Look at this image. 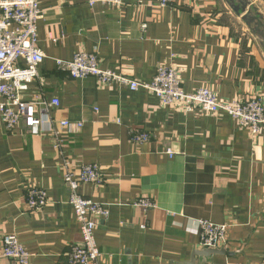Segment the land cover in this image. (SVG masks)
I'll return each instance as SVG.
<instances>
[{
    "label": "crops",
    "instance_id": "1",
    "mask_svg": "<svg viewBox=\"0 0 264 264\" xmlns=\"http://www.w3.org/2000/svg\"><path fill=\"white\" fill-rule=\"evenodd\" d=\"M124 1L113 9L40 0L38 46L46 59L24 100L58 98L50 112L58 134L24 122L9 133L0 118V264H17L2 257L11 235L31 254L29 264H68L81 233L65 162L74 172L91 164L103 170L100 184L80 188L110 209L96 231L99 264H264V129L254 138L224 113L186 114L145 90L73 79L56 65L86 51L102 69L142 83L171 66L187 93L209 88L226 102L264 97V0H244L250 17L261 18L260 27L246 25L261 31V53L244 48L227 0H179L170 8ZM63 121L83 127L68 132ZM132 131L149 141L134 143ZM32 187L50 200L38 213L26 206ZM142 200L155 206H136ZM201 221L229 227L223 253L203 256Z\"/></svg>",
    "mask_w": 264,
    "mask_h": 264
},
{
    "label": "built area",
    "instance_id": "2",
    "mask_svg": "<svg viewBox=\"0 0 264 264\" xmlns=\"http://www.w3.org/2000/svg\"><path fill=\"white\" fill-rule=\"evenodd\" d=\"M138 7L156 6L170 8L178 5L179 0H129ZM90 7L97 4L121 9L124 0H87ZM42 14L40 0H0V118L9 133H13L22 122L28 128L58 134L51 110L61 106V101L54 98L50 101L42 95L33 100H24V95L39 79L40 66L46 59L39 48L38 18ZM52 39V37H49ZM59 69L68 72L73 79L84 80L94 78L101 86L120 84L131 91L145 90L155 95L164 107L173 108L186 114L200 112L207 115L224 113L230 116L238 127L247 129L256 138L264 129V97H240L233 101H222L209 88H200L187 93L181 86L178 71L171 66H160L152 82L142 83L125 77L112 70H104L100 66L95 53L78 51L72 61L56 60ZM47 111V112H46ZM95 111H98L97 108ZM68 132H78L83 123H60ZM36 129V130H35ZM134 143H145L149 136L137 131L131 132ZM170 158L175 153L167 152ZM64 183L69 191V204L73 207L76 222L80 227L81 241L72 246L66 254L68 264H99L102 254L96 241V231L100 221L110 217L108 206L83 197L80 188L83 185L97 186L103 180V170L99 165H84L78 172L71 170L68 162L64 163ZM50 200L47 193L32 187L27 192L26 206L32 213L41 212ZM145 209L155 205L149 200L136 204ZM200 244L204 249L225 248L228 242L227 225H217L209 221H201ZM2 257L17 264H29L31 254L19 241L17 235L7 236L2 241ZM236 264V263H234Z\"/></svg>",
    "mask_w": 264,
    "mask_h": 264
},
{
    "label": "rangeland",
    "instance_id": "3",
    "mask_svg": "<svg viewBox=\"0 0 264 264\" xmlns=\"http://www.w3.org/2000/svg\"><path fill=\"white\" fill-rule=\"evenodd\" d=\"M246 2H248V1L246 0ZM228 9H229V11H231V13L233 15H235V12L232 10V8L228 7ZM242 16H238L237 20L231 18V20L234 22L235 29L237 31L238 37L242 38V43L244 44V48H247L248 45L251 44V45L254 46L255 49H257L261 53L262 52L261 50H263V46L261 45V41H260V36H259L260 33L255 32V30H252L251 28L247 27L246 26L247 24L242 19ZM254 37L257 38V39L255 40Z\"/></svg>",
    "mask_w": 264,
    "mask_h": 264
},
{
    "label": "water",
    "instance_id": "4",
    "mask_svg": "<svg viewBox=\"0 0 264 264\" xmlns=\"http://www.w3.org/2000/svg\"><path fill=\"white\" fill-rule=\"evenodd\" d=\"M227 2L238 16L243 15L242 19L246 22L249 27H251V25H253L256 21L258 22V20L250 17V11L247 10L248 4L244 0H242L238 4H235V0H227ZM257 24L259 27L261 26L259 23ZM257 32L261 34V31L259 29H257ZM223 250V248H221V251H219V249H204L203 256L207 257L212 254L223 253Z\"/></svg>",
    "mask_w": 264,
    "mask_h": 264
},
{
    "label": "trees",
    "instance_id": "5",
    "mask_svg": "<svg viewBox=\"0 0 264 264\" xmlns=\"http://www.w3.org/2000/svg\"><path fill=\"white\" fill-rule=\"evenodd\" d=\"M258 19V22L257 23H259L260 25H261V22H260V20L259 19H261L260 17H257ZM258 25V24H257Z\"/></svg>",
    "mask_w": 264,
    "mask_h": 264
}]
</instances>
